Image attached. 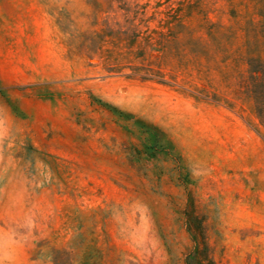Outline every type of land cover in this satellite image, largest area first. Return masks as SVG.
I'll list each match as a JSON object with an SVG mask.
<instances>
[{
    "label": "rangeland",
    "instance_id": "obj_1",
    "mask_svg": "<svg viewBox=\"0 0 264 264\" xmlns=\"http://www.w3.org/2000/svg\"><path fill=\"white\" fill-rule=\"evenodd\" d=\"M0 264H264V0H0Z\"/></svg>",
    "mask_w": 264,
    "mask_h": 264
},
{
    "label": "trees",
    "instance_id": "obj_2",
    "mask_svg": "<svg viewBox=\"0 0 264 264\" xmlns=\"http://www.w3.org/2000/svg\"><path fill=\"white\" fill-rule=\"evenodd\" d=\"M191 231V230H190ZM191 233H192V231H191ZM193 237H194V239H195V235H194V233H193ZM204 250H207V246H206V244L204 243ZM203 257V256H202ZM206 256H204V258H205Z\"/></svg>",
    "mask_w": 264,
    "mask_h": 264
}]
</instances>
